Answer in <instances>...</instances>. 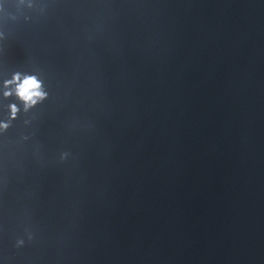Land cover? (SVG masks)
Here are the masks:
<instances>
[{
	"label": "clouds",
	"instance_id": "clouds-1",
	"mask_svg": "<svg viewBox=\"0 0 264 264\" xmlns=\"http://www.w3.org/2000/svg\"><path fill=\"white\" fill-rule=\"evenodd\" d=\"M12 86L10 91H6L4 95L10 96L15 94L23 103L24 110L28 111L36 104L47 98V92L44 90L43 82L35 75H24L17 73L11 81L6 82V87ZM19 109L16 105L10 106L11 119H15ZM9 124L0 122V130H6Z\"/></svg>",
	"mask_w": 264,
	"mask_h": 264
}]
</instances>
